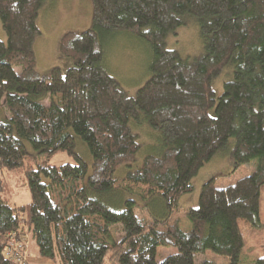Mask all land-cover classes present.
Masks as SVG:
<instances>
[{
	"label": "trees",
	"instance_id": "obj_1",
	"mask_svg": "<svg viewBox=\"0 0 264 264\" xmlns=\"http://www.w3.org/2000/svg\"><path fill=\"white\" fill-rule=\"evenodd\" d=\"M90 1V26L58 39V53L70 60L65 70L53 64L40 72L33 43L46 0H0V100L8 112L0 118V264L10 263L8 238L27 231L38 255L58 264H210L196 260L205 249L230 264L251 255L264 264V0ZM184 20L202 37L190 59L166 46ZM119 30L151 50L134 93L104 66L102 41ZM224 68L231 77L215 97L211 81ZM142 133L147 152L116 175L136 160ZM224 147L235 165L255 159L254 169L224 186L204 180L186 210L190 228L180 229L173 214L180 196ZM59 153L69 159L50 163ZM19 168L30 198L16 205L4 194V175ZM158 245L176 251L157 261Z\"/></svg>",
	"mask_w": 264,
	"mask_h": 264
},
{
	"label": "rangeland",
	"instance_id": "obj_2",
	"mask_svg": "<svg viewBox=\"0 0 264 264\" xmlns=\"http://www.w3.org/2000/svg\"><path fill=\"white\" fill-rule=\"evenodd\" d=\"M92 7L90 0H46L45 5L40 8L36 18V24L40 33L35 37L33 47L35 51L37 68L40 72H45L50 63L59 65L63 72L66 68L65 61L70 60L62 57L57 51L59 35L67 29L82 30L91 24ZM0 38L5 39L4 31L0 25ZM103 48L105 50V67L113 74L120 84L129 93H134L135 89L144 81L148 75V62L150 60V47L147 41L140 37L125 31L119 30L110 37L103 39ZM166 46L174 48L184 59H190L202 50V37L198 33L196 22L184 20L166 37ZM103 62V63H104ZM231 77L230 68H224L220 74L211 81L215 97H217L223 88V82ZM46 102V101H45ZM7 110L3 100H0V118L7 115ZM139 139L142 146L136 153V160L131 166L124 164L118 166L114 173L122 175L126 168L135 166L142 155L147 152L148 138L142 133ZM29 148L30 144L25 141ZM75 151L89 165L91 155L82 140L75 136ZM65 158V159H64ZM69 159L64 153H59L50 158V163H57L58 160ZM255 166V159L235 165L232 157L226 147L218 150L206 161L192 177L193 188L191 191L183 193L179 199V207L173 214L177 215L179 228L188 230L190 221L186 210L189 206H195L198 202V193L204 180L213 176L216 186H224L235 182L238 178L250 173ZM7 186L4 194L12 204H22L29 200L30 192L26 184V179L22 169L7 171L5 173ZM136 207V206H135ZM135 212L138 216L146 217L148 212L145 208L137 207ZM147 219L149 216L146 217ZM243 230L247 228V222L240 219ZM258 233L257 231L253 234ZM258 235V234H257ZM261 240L263 236L260 235ZM25 254L28 258V264H58L56 261L41 258L37 253V246L31 237L30 231H27L24 237ZM249 248L253 247V241H247ZM176 251L173 245H158L155 251V259L161 260L165 255ZM259 252H262L261 249ZM251 255L248 260L241 264H253ZM206 259L210 264H230L228 258L218 254L211 249H205L196 256L197 262ZM196 262V263H197ZM240 264V263H239Z\"/></svg>",
	"mask_w": 264,
	"mask_h": 264
},
{
	"label": "built area",
	"instance_id": "obj_3",
	"mask_svg": "<svg viewBox=\"0 0 264 264\" xmlns=\"http://www.w3.org/2000/svg\"><path fill=\"white\" fill-rule=\"evenodd\" d=\"M24 237L18 239L14 236V234H12L8 238L4 255L10 263L27 264V262H29L25 254Z\"/></svg>",
	"mask_w": 264,
	"mask_h": 264
},
{
	"label": "crops",
	"instance_id": "obj_4",
	"mask_svg": "<svg viewBox=\"0 0 264 264\" xmlns=\"http://www.w3.org/2000/svg\"><path fill=\"white\" fill-rule=\"evenodd\" d=\"M61 35V34H60ZM60 35H59V37H60ZM59 37H58V39H59ZM56 48H57V46H56ZM37 62V61H36ZM65 63L67 64V61H65ZM52 65V63H50L49 65H48V67L49 66H51ZM191 182H192V184H193V181H192V178H191Z\"/></svg>",
	"mask_w": 264,
	"mask_h": 264
},
{
	"label": "water",
	"instance_id": "obj_5",
	"mask_svg": "<svg viewBox=\"0 0 264 264\" xmlns=\"http://www.w3.org/2000/svg\"><path fill=\"white\" fill-rule=\"evenodd\" d=\"M9 264H15V263H9Z\"/></svg>",
	"mask_w": 264,
	"mask_h": 264
}]
</instances>
